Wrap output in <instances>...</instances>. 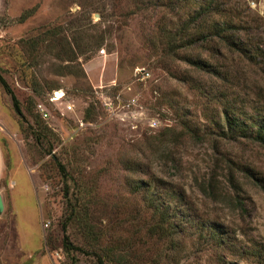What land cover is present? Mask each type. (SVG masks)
Segmentation results:
<instances>
[{
  "label": "rangeland",
  "instance_id": "obj_1",
  "mask_svg": "<svg viewBox=\"0 0 264 264\" xmlns=\"http://www.w3.org/2000/svg\"><path fill=\"white\" fill-rule=\"evenodd\" d=\"M202 1L0 0L5 264L38 209L53 264H264V146L215 125L263 120L264 59L201 32L264 48V0Z\"/></svg>",
  "mask_w": 264,
  "mask_h": 264
},
{
  "label": "trees",
  "instance_id": "obj_2",
  "mask_svg": "<svg viewBox=\"0 0 264 264\" xmlns=\"http://www.w3.org/2000/svg\"><path fill=\"white\" fill-rule=\"evenodd\" d=\"M199 11L197 16H205L206 14H209V12L214 11L215 9H218V6L216 4V0H203L200 2L199 5ZM197 19V18H194ZM233 24L231 22L227 21H213L209 24L204 26L201 30V32L208 31L207 33H214L215 35H218L219 37L224 38L229 45H234L237 50L242 52L249 61H252L253 58L256 56H259L261 59H264V48L258 46H251V45H246L243 42H237L233 38H231L228 34L227 29H229ZM194 29V28H192ZM193 32V31H192ZM196 33V32H195ZM178 38V35L174 33L171 35L170 39L168 40L169 42H175ZM179 38H181L179 36ZM173 42V45L175 43ZM78 46H82V50H85L90 47L91 44H79ZM224 79L228 78L227 74L223 73L222 76ZM0 85L10 94V97L12 99V104L15 108V110L19 113L22 114L21 108L19 101L17 100L14 92L12 89L9 87L7 84L5 78L0 72ZM220 93V94H219ZM215 94V93H214ZM217 94H219L221 97L225 96L226 93L223 91H219ZM218 96V95H217ZM245 113L241 111V107H238L236 104L234 105L233 101H226L223 109H222V119H218L215 121V125L219 129L217 131V134H223L228 137H250L258 141V143L262 146H264V118L260 122H256L255 120H252V117L250 116H245ZM249 118H251L249 120ZM192 135V134H191ZM64 171V166L63 164L59 161L57 162ZM152 204V201H150ZM65 227H66V222L64 221L62 223V231H63V236H62V241H63V246L68 248L67 246V236L65 234ZM49 239V237H48ZM47 240V239H46ZM66 242V243H65ZM236 264V263H234Z\"/></svg>",
  "mask_w": 264,
  "mask_h": 264
},
{
  "label": "crops",
  "instance_id": "obj_3",
  "mask_svg": "<svg viewBox=\"0 0 264 264\" xmlns=\"http://www.w3.org/2000/svg\"><path fill=\"white\" fill-rule=\"evenodd\" d=\"M5 170H6V162H5V156H4V149H3L2 144L0 143V183L4 176ZM9 181H8V184H9L8 189L14 188L16 185V183H14L15 181L14 182L12 181V184L11 182L9 183ZM0 194L3 200L4 212L8 211L13 216V220L15 224L17 209L15 207L14 200H11V198H6L1 188H0ZM35 221L38 224L39 230L35 232H33L32 230V232H30V237L34 239L36 243L40 237L41 242L38 245L36 244L34 246H31L27 244L25 240H23V242L18 241L17 242L18 254L16 256L15 264H53L50 257L46 253H44V250H43L44 247L46 246V237H45L44 228L42 226V222L40 219L39 209L37 210V216H35ZM18 226H19V223H18ZM14 229H15V235L16 237H18V234L16 232L18 230L15 227V225H14ZM19 231L21 230L19 229ZM0 259H1L0 262L5 264L6 258H3V255H1Z\"/></svg>",
  "mask_w": 264,
  "mask_h": 264
},
{
  "label": "built area",
  "instance_id": "obj_4",
  "mask_svg": "<svg viewBox=\"0 0 264 264\" xmlns=\"http://www.w3.org/2000/svg\"><path fill=\"white\" fill-rule=\"evenodd\" d=\"M102 50H103V49H102ZM57 91H58V90H55V91L53 92V95L51 96V99H57V98H59L60 96L63 95V92H62V93L59 92V94H57ZM39 106H41L40 103H39Z\"/></svg>",
  "mask_w": 264,
  "mask_h": 264
},
{
  "label": "water",
  "instance_id": "obj_5",
  "mask_svg": "<svg viewBox=\"0 0 264 264\" xmlns=\"http://www.w3.org/2000/svg\"><path fill=\"white\" fill-rule=\"evenodd\" d=\"M61 92V91H60ZM62 93V92H61ZM3 209V200H2V196L0 194V213L2 212Z\"/></svg>",
  "mask_w": 264,
  "mask_h": 264
}]
</instances>
